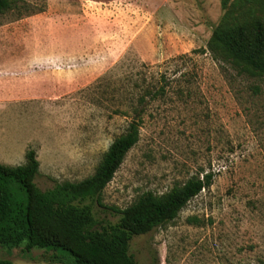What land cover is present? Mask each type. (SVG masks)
<instances>
[{
	"label": "rangeland",
	"instance_id": "obj_1",
	"mask_svg": "<svg viewBox=\"0 0 264 264\" xmlns=\"http://www.w3.org/2000/svg\"><path fill=\"white\" fill-rule=\"evenodd\" d=\"M224 1L234 0H20L0 15V163L23 165L33 149L42 191L84 180L140 110L139 142L106 206L213 175L177 219L133 238L136 264H264V79L212 59ZM244 13L264 32L261 8ZM87 203L97 220L118 221ZM20 252L0 259L73 264L60 249Z\"/></svg>",
	"mask_w": 264,
	"mask_h": 264
},
{
	"label": "trees",
	"instance_id": "obj_2",
	"mask_svg": "<svg viewBox=\"0 0 264 264\" xmlns=\"http://www.w3.org/2000/svg\"><path fill=\"white\" fill-rule=\"evenodd\" d=\"M19 1L0 0V15L19 9ZM223 6L226 26L213 32L209 43L212 59L220 62V56H226L240 71L264 79L263 28L259 20L244 16L245 9L259 7L264 11V0H234L231 5L224 1ZM163 93L161 88L151 97ZM140 101L144 103L145 98ZM136 115L138 119L110 145L95 173L84 180L57 183L42 191L35 183L40 162L33 149L27 151L23 165L0 163V249L18 250L26 257L36 249H60L72 256L73 264H136L130 253L133 238L177 219L191 200L213 184V175L206 174L163 195L144 193L125 209L106 206L105 188L139 142L142 111ZM88 201L118 216V221L97 220ZM50 262L62 263L57 254ZM0 264L11 263L0 259Z\"/></svg>",
	"mask_w": 264,
	"mask_h": 264
}]
</instances>
